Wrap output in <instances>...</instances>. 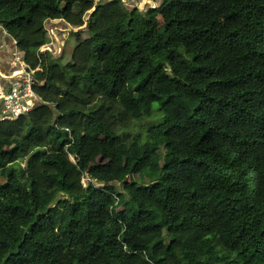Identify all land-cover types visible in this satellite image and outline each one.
Wrapping results in <instances>:
<instances>
[{
	"label": "trees",
	"instance_id": "trees-1",
	"mask_svg": "<svg viewBox=\"0 0 264 264\" xmlns=\"http://www.w3.org/2000/svg\"><path fill=\"white\" fill-rule=\"evenodd\" d=\"M0 26L43 102L0 121V264H264V0H0Z\"/></svg>",
	"mask_w": 264,
	"mask_h": 264
},
{
	"label": "built area",
	"instance_id": "built-area-1",
	"mask_svg": "<svg viewBox=\"0 0 264 264\" xmlns=\"http://www.w3.org/2000/svg\"><path fill=\"white\" fill-rule=\"evenodd\" d=\"M0 33L8 36L2 26H0ZM48 33L51 41L42 48V51L52 53V39L54 37L52 36L53 33L50 31ZM12 45L10 56L17 68L11 73L0 72L1 122L16 121L21 117L28 116L43 103L35 91V87L40 85L36 79L37 71L27 66L18 49L17 41L12 40Z\"/></svg>",
	"mask_w": 264,
	"mask_h": 264
},
{
	"label": "rangeland",
	"instance_id": "rangeland-1",
	"mask_svg": "<svg viewBox=\"0 0 264 264\" xmlns=\"http://www.w3.org/2000/svg\"><path fill=\"white\" fill-rule=\"evenodd\" d=\"M93 1L95 4H97L103 0H93ZM107 1H109V0H107ZM122 1L130 9H136L137 8V9L142 10L144 14L145 13L147 14L149 12V10L158 7V4L160 3L161 0H122ZM94 10L95 9H93L92 11H94ZM90 15H91V13L88 14V16L86 17V20L89 19ZM160 23L163 24V20L161 18H160ZM62 25H63V23H61V21H59L57 23L55 22L52 25L48 26V31L53 33L52 36L55 37L58 41V44L56 46H55L56 43L53 42L54 44H53V47L51 48L52 53H53L51 55H52L53 59H60L62 63L66 64V63L70 62L73 51L77 46L76 38L74 37V35L72 33H76L78 31H80V29L73 28V27H69V28L64 29V27ZM85 27H86V25L83 28H85ZM81 37L83 39H85L88 37V35L86 32H82ZM62 45L64 47L63 52L60 51V48ZM57 47H58V49H57ZM157 62L159 64H162V62H160V61H157ZM154 108L157 110L159 108V105L158 104L154 105ZM156 115H158V114H156ZM148 122H149V120H146L140 124H133L131 129L128 130V132L132 135L131 138L137 137V141H138L139 145H145L149 141V138L146 135V129H147ZM126 141L128 142V140H126ZM26 166H27V160H25L22 164L23 168H25ZM124 181L126 183H130L131 181H139V183H141V182L148 183V180L142 179L138 176L137 177L124 178ZM88 182L89 181L86 178L84 180V187L87 186ZM118 187L120 188L119 184H118ZM117 209H122V211H124L128 215L126 208H121L118 205Z\"/></svg>",
	"mask_w": 264,
	"mask_h": 264
},
{
	"label": "crops",
	"instance_id": "crops-1",
	"mask_svg": "<svg viewBox=\"0 0 264 264\" xmlns=\"http://www.w3.org/2000/svg\"><path fill=\"white\" fill-rule=\"evenodd\" d=\"M56 23L59 21H55ZM55 22H51L49 24L52 25ZM61 23H63L61 21ZM63 23V27L64 29L69 28L70 26H66V24ZM53 42H55V46L58 44L57 39L54 37V39H52V47H53ZM64 45V44H63ZM63 45L60 48V51L63 52ZM13 45H12V39H10L8 36L3 35L2 33H0V72H4V73H11L13 72L17 66L12 62L10 53L12 51ZM55 48V47H54ZM58 49V47H57ZM43 53H50V52H43ZM53 54V53H50Z\"/></svg>",
	"mask_w": 264,
	"mask_h": 264
}]
</instances>
